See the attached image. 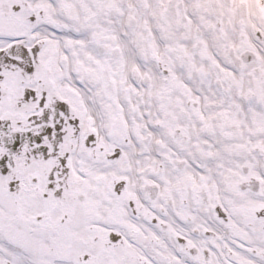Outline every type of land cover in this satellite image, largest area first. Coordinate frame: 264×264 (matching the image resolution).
I'll use <instances>...</instances> for the list:
<instances>
[{
    "label": "snow or ice",
    "instance_id": "snow-or-ice-1",
    "mask_svg": "<svg viewBox=\"0 0 264 264\" xmlns=\"http://www.w3.org/2000/svg\"><path fill=\"white\" fill-rule=\"evenodd\" d=\"M0 264H264V0H0Z\"/></svg>",
    "mask_w": 264,
    "mask_h": 264
}]
</instances>
